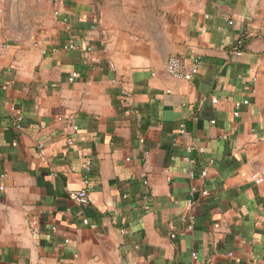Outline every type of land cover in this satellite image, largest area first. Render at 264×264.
Wrapping results in <instances>:
<instances>
[{"label": "crops", "instance_id": "crops-1", "mask_svg": "<svg viewBox=\"0 0 264 264\" xmlns=\"http://www.w3.org/2000/svg\"><path fill=\"white\" fill-rule=\"evenodd\" d=\"M121 1L0 0V264H264V0Z\"/></svg>", "mask_w": 264, "mask_h": 264}, {"label": "built area", "instance_id": "built-area-1", "mask_svg": "<svg viewBox=\"0 0 264 264\" xmlns=\"http://www.w3.org/2000/svg\"><path fill=\"white\" fill-rule=\"evenodd\" d=\"M54 13L58 16H61V11L60 9L56 8L54 10ZM63 18V20L66 22L67 21V17L61 16ZM230 23L233 22L232 19L229 20ZM70 46H75L74 43H71ZM236 51L238 54H241L242 51L239 48V46L236 44ZM201 64V57L196 55L194 56L191 61L186 62L185 59L180 56L179 54L176 53H172L168 56L165 66H164V72L174 78H185V79H192L199 71V66ZM73 75H77V72H73ZM214 101H216L217 99L214 98ZM248 99H245L243 101L238 100L236 101L235 105L237 107V109L234 111L235 115L239 114V108L241 106L242 103H246L248 102ZM214 121V120H213ZM73 126L75 128H77L76 124H73ZM17 127H21V122L18 121L17 122ZM180 132L184 135L187 136L188 138V131L185 127V125L182 123L181 124V128H180ZM70 142H73L72 140H70ZM195 144L192 142V140H188V142L186 143V160L191 163L194 164L196 162V157L192 154V151L194 149ZM199 150H204V146L200 145L198 146ZM208 167H204L200 170L199 172V177L202 179H205L206 176L208 175ZM193 175H195L196 173L193 172ZM192 175V176H193ZM253 178L255 179L256 182H261L263 180V176L261 175V173L259 171L255 172L253 174ZM86 185L83 187H79L76 188L73 192H72V196L78 200L81 203H90V202H94V198L92 197V195L89 193L87 187L89 186V182L90 180L88 178L84 179ZM3 187V186H1ZM210 194V190L209 188H207L205 185H198L196 183H193L190 187V191H189V196L187 198V225L189 228H191L194 224L195 218H196V212H195V205L197 203V201L202 197H206ZM193 256H197L196 252L192 253Z\"/></svg>", "mask_w": 264, "mask_h": 264}, {"label": "rangeland", "instance_id": "rangeland-1", "mask_svg": "<svg viewBox=\"0 0 264 264\" xmlns=\"http://www.w3.org/2000/svg\"><path fill=\"white\" fill-rule=\"evenodd\" d=\"M27 1V0H26ZM96 6L98 3H100L101 5H103V1L104 0H92ZM106 1V5L104 7H106L107 14L109 13V22H112L113 20V14H116V17H119L120 14L122 15V17H126L128 18V22L130 23V27L128 26L127 28H123L126 31H129L131 33H136V32H142L143 30H145L147 27L143 26V25H134L137 22L135 21V19L137 20H142L146 22V19L148 18V16L146 15L145 11H129V3L128 2H122L121 0H105ZM156 2H159V0H155ZM28 7V6H27ZM115 7L117 8L115 11ZM143 10V9H142ZM27 15L30 17L31 15V11L26 10ZM140 13V14H139ZM159 14H163V11L159 12ZM129 15H131L132 17H128Z\"/></svg>", "mask_w": 264, "mask_h": 264}, {"label": "trees", "instance_id": "trees-1", "mask_svg": "<svg viewBox=\"0 0 264 264\" xmlns=\"http://www.w3.org/2000/svg\"><path fill=\"white\" fill-rule=\"evenodd\" d=\"M237 44V43H236Z\"/></svg>", "mask_w": 264, "mask_h": 264}]
</instances>
